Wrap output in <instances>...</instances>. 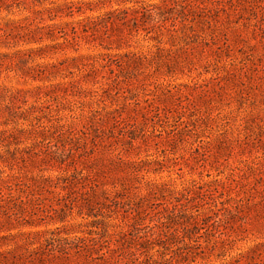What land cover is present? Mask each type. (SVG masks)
I'll list each match as a JSON object with an SVG mask.
<instances>
[{
  "label": "rangeland",
  "instance_id": "1",
  "mask_svg": "<svg viewBox=\"0 0 264 264\" xmlns=\"http://www.w3.org/2000/svg\"><path fill=\"white\" fill-rule=\"evenodd\" d=\"M0 264H264V0H0Z\"/></svg>",
  "mask_w": 264,
  "mask_h": 264
},
{
  "label": "trees",
  "instance_id": "2",
  "mask_svg": "<svg viewBox=\"0 0 264 264\" xmlns=\"http://www.w3.org/2000/svg\"><path fill=\"white\" fill-rule=\"evenodd\" d=\"M138 13H140V11H139ZM146 13H147V12H145V13L142 12V14H143L144 16L146 15ZM151 16H152V15H151Z\"/></svg>",
  "mask_w": 264,
  "mask_h": 264
}]
</instances>
